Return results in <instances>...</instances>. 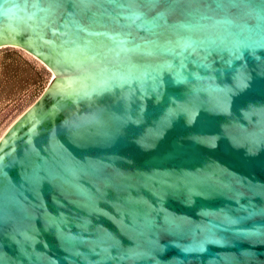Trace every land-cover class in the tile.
<instances>
[{"label":"water","instance_id":"obj_1","mask_svg":"<svg viewBox=\"0 0 264 264\" xmlns=\"http://www.w3.org/2000/svg\"><path fill=\"white\" fill-rule=\"evenodd\" d=\"M52 84L0 138V264H264V0H0Z\"/></svg>","mask_w":264,"mask_h":264},{"label":"rangeland","instance_id":"obj_2","mask_svg":"<svg viewBox=\"0 0 264 264\" xmlns=\"http://www.w3.org/2000/svg\"><path fill=\"white\" fill-rule=\"evenodd\" d=\"M50 77L51 72L29 53L0 47V137L36 100Z\"/></svg>","mask_w":264,"mask_h":264},{"label":"bare ground","instance_id":"obj_3","mask_svg":"<svg viewBox=\"0 0 264 264\" xmlns=\"http://www.w3.org/2000/svg\"><path fill=\"white\" fill-rule=\"evenodd\" d=\"M1 47H14V48H19L20 50H23V51L29 53V54H30L33 58H35L36 60H39L40 62H42L40 59H38L37 57H35L32 53L28 52L26 49H22L21 47H18L17 45H16V46H5V45H4V46H1ZM42 64H43V65H44V66H45V67L51 72V77H50L49 83H48L47 86L45 87V91H47L48 88L50 87V85L52 84V82H51L52 80H51V79H53V73H52V71H51V70H50V69H49V68H48L43 62H42ZM43 90H44V89H43ZM27 108H28V107H27ZM27 108H26V109H27ZM26 109H25V110H26ZM25 110H24V111H25ZM24 111H23V112H24ZM23 112H22V113H23ZM22 113H21V114H22ZM21 114H20V115H21ZM18 115H19V114H18ZM20 115H19V116H20ZM19 116H18V117H19ZM18 117H17V118H18ZM17 118H16V119H17ZM16 119H15V120H16ZM15 120H14V121H15ZM14 121H13V122H14ZM13 122H12V123H13ZM12 123H11V124H12ZM11 124H10V125H11ZM10 125H9V127H10ZM9 127H8V128H9ZM8 128H7V129H8ZM7 129H6V130H7ZM5 132H6V131H5ZM5 132H3V134H4ZM0 138H1V137H0Z\"/></svg>","mask_w":264,"mask_h":264}]
</instances>
